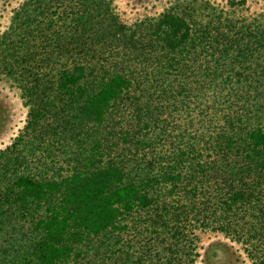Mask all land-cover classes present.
Segmentation results:
<instances>
[{
  "label": "trees",
  "instance_id": "trees-1",
  "mask_svg": "<svg viewBox=\"0 0 264 264\" xmlns=\"http://www.w3.org/2000/svg\"><path fill=\"white\" fill-rule=\"evenodd\" d=\"M204 17L13 9L0 70L26 113L0 148V264H190L183 221L264 219V21Z\"/></svg>",
  "mask_w": 264,
  "mask_h": 264
},
{
  "label": "rangeland",
  "instance_id": "rangeland-1",
  "mask_svg": "<svg viewBox=\"0 0 264 264\" xmlns=\"http://www.w3.org/2000/svg\"><path fill=\"white\" fill-rule=\"evenodd\" d=\"M22 1L0 0V34L7 29L13 9L18 8ZM110 5L118 20L125 24H132L144 17H156L167 9L192 10L200 18L206 14L219 15V18L226 17L238 24L264 21V0H233L232 3L230 0H110ZM25 113L26 106L19 96L16 81L0 70V148L21 128ZM239 213L242 214L240 217ZM230 218L233 228L228 231L203 227L191 218L183 221L188 228L186 235L192 241L194 255L190 264H206V252L210 245L218 248V257L211 264H252L254 257L261 253L262 241L258 232H264V219L258 220L241 210L236 217Z\"/></svg>",
  "mask_w": 264,
  "mask_h": 264
}]
</instances>
